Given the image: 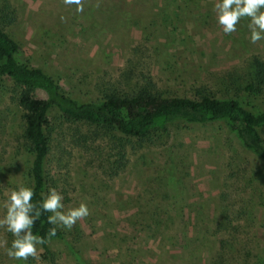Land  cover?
I'll return each mask as SVG.
<instances>
[{
	"label": "rangeland",
	"instance_id": "obj_1",
	"mask_svg": "<svg viewBox=\"0 0 264 264\" xmlns=\"http://www.w3.org/2000/svg\"><path fill=\"white\" fill-rule=\"evenodd\" d=\"M216 2L85 0L77 13L63 0H0V25L29 66L79 102L97 100L96 83L115 79L136 47L156 86L171 95L193 99L191 88L202 85L256 112L264 92L249 97L220 76L250 56L264 61V41L250 43L247 20L225 35ZM10 85L0 79V218L11 191L30 187L31 153ZM47 130L50 188L62 193L65 210L85 203L91 213L47 244L58 264H264V159L224 122L179 117L149 141L124 138L126 164L114 177L115 151L102 135L67 125L55 109ZM258 133L264 140V128ZM7 234L0 228V241ZM0 264L22 263L0 248Z\"/></svg>",
	"mask_w": 264,
	"mask_h": 264
},
{
	"label": "trees",
	"instance_id": "obj_2",
	"mask_svg": "<svg viewBox=\"0 0 264 264\" xmlns=\"http://www.w3.org/2000/svg\"><path fill=\"white\" fill-rule=\"evenodd\" d=\"M141 53L142 50L133 47L115 79L96 83L98 99L79 102L52 76L29 66L24 51L0 25V79L11 83V97L21 112L20 138L31 153L28 178L35 193L34 204L39 206L53 183L44 167L51 147L47 130V114L51 109H55L67 125L93 130L111 144L110 150L115 151L110 163L111 177L124 170V138L149 141L163 134L167 125L179 117L199 124L222 121L245 149L264 159V140L258 133L264 128V107L256 112L248 111L239 100L217 98L210 88L202 85L191 88L193 99L171 95L156 86L142 62ZM221 77L228 86L257 98L264 92V61L259 56H250L242 68L225 71ZM35 92L41 93L42 98H36ZM49 215L51 213H43L36 220L33 234L46 237L53 227L47 223ZM62 238L58 229L51 240ZM13 239L8 233L10 245ZM48 243L39 246L42 249L39 262L58 264ZM21 263L31 264V259Z\"/></svg>",
	"mask_w": 264,
	"mask_h": 264
},
{
	"label": "clouds",
	"instance_id": "obj_3",
	"mask_svg": "<svg viewBox=\"0 0 264 264\" xmlns=\"http://www.w3.org/2000/svg\"><path fill=\"white\" fill-rule=\"evenodd\" d=\"M66 6H75L77 13H83L85 0H63ZM99 6V5H97ZM217 23L225 35L231 36L238 31L242 20H247L250 31V43L253 45L264 41V0H217L213 6ZM63 20L64 17H61ZM33 188L20 186L12 190L5 201L6 214L0 218V228L11 233L14 239L8 246L7 239L0 241L9 259L15 261H39L42 251L38 246L48 243L56 236L60 228L71 230L78 221L85 220L91 213L85 203L65 210L64 196L56 188H49L46 197L37 206L33 203ZM43 213H51L47 223L53 225L46 237L33 234L36 220Z\"/></svg>",
	"mask_w": 264,
	"mask_h": 264
}]
</instances>
